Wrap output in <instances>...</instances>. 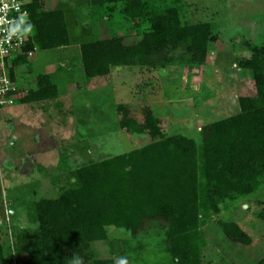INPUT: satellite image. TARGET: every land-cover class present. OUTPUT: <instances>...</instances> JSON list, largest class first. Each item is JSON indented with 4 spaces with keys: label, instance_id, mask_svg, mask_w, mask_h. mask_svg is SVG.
Returning <instances> with one entry per match:
<instances>
[{
    "label": "rangeland",
    "instance_id": "obj_1",
    "mask_svg": "<svg viewBox=\"0 0 264 264\" xmlns=\"http://www.w3.org/2000/svg\"><path fill=\"white\" fill-rule=\"evenodd\" d=\"M91 1L41 0V11L64 12L70 42L56 49H35L28 59L31 67L26 61L16 69L19 81L13 104L0 106V243L4 248L0 264H23L26 259L27 237H33L39 226L31 216L35 202L74 188L80 167L154 141L147 133L122 130L118 105H125L140 124L146 111L153 109L166 136L182 134L199 142L205 125L236 115L239 96L253 94L250 70L239 62L252 56L246 42L264 46V0H177L181 23L214 26L205 65L117 67L109 82L85 76L81 44L117 34L125 36L127 44H136L149 26L127 18L122 2L91 5ZM24 30L33 33L30 25ZM180 51L184 52H176ZM31 72L54 74L56 98L37 103L15 100L16 94L26 96L37 89V76L33 79ZM143 224L145 235L156 224L163 233L167 225L153 220ZM227 225H237L250 240H231L225 233ZM107 235L106 242L91 249L97 258L111 259L113 264L120 258L127 264H174L160 235L134 239L114 226L107 228ZM197 242L200 264H255L262 259L264 187L201 217Z\"/></svg>",
    "mask_w": 264,
    "mask_h": 264
},
{
    "label": "trees",
    "instance_id": "obj_2",
    "mask_svg": "<svg viewBox=\"0 0 264 264\" xmlns=\"http://www.w3.org/2000/svg\"><path fill=\"white\" fill-rule=\"evenodd\" d=\"M92 1L91 5L122 2L126 17L149 29L139 35L136 44H127L126 37L118 34L82 43L81 63L87 78L109 82L117 67L205 65L214 26L209 22L181 23L177 0ZM25 9L33 28L25 51L69 44L62 10L41 11V0H31ZM246 46L252 56L239 66L250 70L253 94L239 96L236 115L205 125L199 142L182 134L166 136L153 109L146 111L140 124L129 116L125 105H118L121 129L147 133L154 141L139 150L80 167L74 188L57 198L35 202L31 216L39 226L33 237H27L23 264H113L111 259L95 257L91 250L107 241L109 226L124 229L134 239L160 235L174 264H200L197 240L201 217L218 213L222 203L264 187V46L251 47L249 42ZM179 49L184 52L177 53ZM26 61L22 55L14 66L17 69ZM57 94L51 76L42 74L37 76V89L26 96L16 94L15 100L37 103ZM150 220L167 223L163 233L156 224L148 234H142L144 221ZM225 233L233 241L250 240L237 225H227ZM3 261L0 243V263ZM255 264H264V257Z\"/></svg>",
    "mask_w": 264,
    "mask_h": 264
},
{
    "label": "built area",
    "instance_id": "obj_3",
    "mask_svg": "<svg viewBox=\"0 0 264 264\" xmlns=\"http://www.w3.org/2000/svg\"><path fill=\"white\" fill-rule=\"evenodd\" d=\"M28 0H0V106L13 104L16 83L19 81L15 61L22 55L33 57L25 51L32 34H25L29 14L25 9Z\"/></svg>",
    "mask_w": 264,
    "mask_h": 264
},
{
    "label": "crops",
    "instance_id": "obj_4",
    "mask_svg": "<svg viewBox=\"0 0 264 264\" xmlns=\"http://www.w3.org/2000/svg\"><path fill=\"white\" fill-rule=\"evenodd\" d=\"M82 64V63H81ZM30 67H31V63H30ZM32 70V69H31ZM60 70V68H58V70L56 69V71H55V75L58 73V71ZM65 73H66V71H64ZM63 72V73H64ZM32 73V75H33V79H34V77H36V76H39V75H42V74H39V75H34V73L33 72H31ZM50 76H51V78H52V81H53V79H54V77H53V75L54 74H49ZM113 75V72H111V76ZM54 82V81H53ZM54 84H56L55 82H54ZM57 85V84H56ZM57 89H58V87H57ZM28 127H31V129H33L34 128V125L32 124V126H31V124L29 123V122H27V124H26Z\"/></svg>",
    "mask_w": 264,
    "mask_h": 264
},
{
    "label": "clouds",
    "instance_id": "obj_5",
    "mask_svg": "<svg viewBox=\"0 0 264 264\" xmlns=\"http://www.w3.org/2000/svg\"><path fill=\"white\" fill-rule=\"evenodd\" d=\"M117 264H127V260L124 258H120L118 259Z\"/></svg>",
    "mask_w": 264,
    "mask_h": 264
}]
</instances>
